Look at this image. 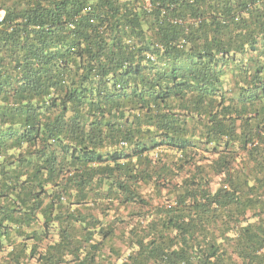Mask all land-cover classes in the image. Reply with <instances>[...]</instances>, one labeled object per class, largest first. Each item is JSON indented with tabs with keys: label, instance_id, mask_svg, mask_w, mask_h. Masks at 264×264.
Here are the masks:
<instances>
[{
	"label": "trees",
	"instance_id": "1",
	"mask_svg": "<svg viewBox=\"0 0 264 264\" xmlns=\"http://www.w3.org/2000/svg\"><path fill=\"white\" fill-rule=\"evenodd\" d=\"M264 0H0V264H264Z\"/></svg>",
	"mask_w": 264,
	"mask_h": 264
},
{
	"label": "built area",
	"instance_id": "2",
	"mask_svg": "<svg viewBox=\"0 0 264 264\" xmlns=\"http://www.w3.org/2000/svg\"><path fill=\"white\" fill-rule=\"evenodd\" d=\"M261 252H263V253H264V246L261 248Z\"/></svg>",
	"mask_w": 264,
	"mask_h": 264
}]
</instances>
